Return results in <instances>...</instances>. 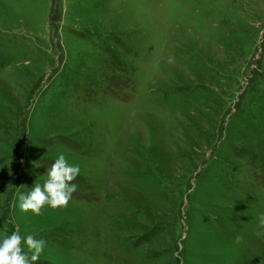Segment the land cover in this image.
Instances as JSON below:
<instances>
[{
  "label": "rangeland",
  "instance_id": "obj_1",
  "mask_svg": "<svg viewBox=\"0 0 264 264\" xmlns=\"http://www.w3.org/2000/svg\"><path fill=\"white\" fill-rule=\"evenodd\" d=\"M61 153L68 203L21 211ZM262 214L264 0H0V236L33 263L264 264Z\"/></svg>",
  "mask_w": 264,
  "mask_h": 264
},
{
  "label": "clouds",
  "instance_id": "obj_2",
  "mask_svg": "<svg viewBox=\"0 0 264 264\" xmlns=\"http://www.w3.org/2000/svg\"><path fill=\"white\" fill-rule=\"evenodd\" d=\"M79 165L69 164L64 154H59L46 170L47 179L43 184L36 183L25 195L19 194V208L23 212L29 210L33 215H39L46 204L51 208L65 206L77 185L71 183L79 174ZM258 237H264V214L258 219ZM22 237L17 232L0 236V264H33L40 257L45 245L43 239H34L32 235L23 237L27 252L21 248ZM30 253V256H29Z\"/></svg>",
  "mask_w": 264,
  "mask_h": 264
},
{
  "label": "trees",
  "instance_id": "obj_3",
  "mask_svg": "<svg viewBox=\"0 0 264 264\" xmlns=\"http://www.w3.org/2000/svg\"><path fill=\"white\" fill-rule=\"evenodd\" d=\"M33 264H35V263H33Z\"/></svg>",
  "mask_w": 264,
  "mask_h": 264
}]
</instances>
